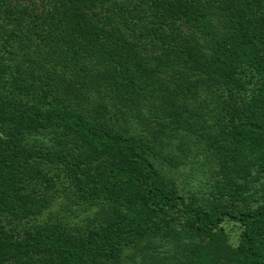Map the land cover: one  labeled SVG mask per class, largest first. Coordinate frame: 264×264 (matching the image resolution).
<instances>
[{"label": "trees", "instance_id": "16d2710c", "mask_svg": "<svg viewBox=\"0 0 264 264\" xmlns=\"http://www.w3.org/2000/svg\"><path fill=\"white\" fill-rule=\"evenodd\" d=\"M0 1V264H264V0Z\"/></svg>", "mask_w": 264, "mask_h": 264}, {"label": "rangeland", "instance_id": "374dc122", "mask_svg": "<svg viewBox=\"0 0 264 264\" xmlns=\"http://www.w3.org/2000/svg\"><path fill=\"white\" fill-rule=\"evenodd\" d=\"M9 1V0H8ZM123 1V0H122ZM1 2V1H0ZM191 167L186 168L181 175L180 180H182L181 185L186 187V190L191 193H197L198 196H209L211 192L210 183L205 175L201 172H197L195 169L190 171ZM260 183H264V179H261ZM256 188H261L260 184H256ZM262 193L260 192L258 197H260ZM225 228L230 236L231 243L236 245L239 240L240 227L234 223L229 222L225 225Z\"/></svg>", "mask_w": 264, "mask_h": 264}]
</instances>
